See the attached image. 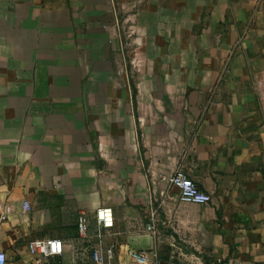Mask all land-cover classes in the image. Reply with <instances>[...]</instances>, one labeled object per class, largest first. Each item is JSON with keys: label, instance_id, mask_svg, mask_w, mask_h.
Here are the masks:
<instances>
[{"label": "crops", "instance_id": "obj_1", "mask_svg": "<svg viewBox=\"0 0 264 264\" xmlns=\"http://www.w3.org/2000/svg\"><path fill=\"white\" fill-rule=\"evenodd\" d=\"M0 202L9 264H91L101 206L113 264H264V0H0Z\"/></svg>", "mask_w": 264, "mask_h": 264}, {"label": "built area", "instance_id": "obj_2", "mask_svg": "<svg viewBox=\"0 0 264 264\" xmlns=\"http://www.w3.org/2000/svg\"><path fill=\"white\" fill-rule=\"evenodd\" d=\"M169 183L179 190L180 199L186 203L208 204L212 201L211 194L202 190L197 183L184 171L178 169L170 177ZM25 210H30L28 202L24 204ZM13 207L10 203L0 202V219L6 220L12 213ZM95 219L97 223V237L99 243L91 247V264H113L115 257V244L105 246L103 243L104 231L114 226V211L112 207L101 206L96 210ZM78 234L81 240L89 242L91 239V223L88 214L81 211L78 216ZM147 229L155 232V219L152 218ZM28 253L32 259L25 264H63L61 258L65 253V241L56 237H44L34 239L27 244ZM129 254L136 264H149L147 253L139 250H130ZM0 264H9V256L6 251L0 250ZM154 264H182L175 261L162 262L156 260Z\"/></svg>", "mask_w": 264, "mask_h": 264}, {"label": "rangeland", "instance_id": "obj_3", "mask_svg": "<svg viewBox=\"0 0 264 264\" xmlns=\"http://www.w3.org/2000/svg\"><path fill=\"white\" fill-rule=\"evenodd\" d=\"M144 2V1H143ZM140 11H141V9H135V10H130L129 12H130V14H138V13H140ZM142 12V11H141ZM141 16L143 17V18H149L150 16H149V11L148 10H146V11H144L142 14H141ZM126 31H127V36L128 35H131L132 33L130 32L131 30H130V28L128 27V25H127V28H126ZM128 62V61H127Z\"/></svg>", "mask_w": 264, "mask_h": 264}]
</instances>
